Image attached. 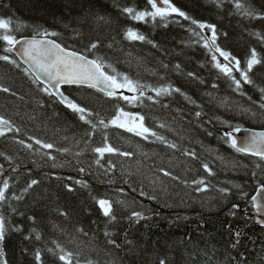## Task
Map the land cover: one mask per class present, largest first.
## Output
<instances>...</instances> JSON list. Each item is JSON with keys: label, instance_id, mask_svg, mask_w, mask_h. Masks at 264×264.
<instances>
[{"label": "snow or ice", "instance_id": "snow-or-ice-1", "mask_svg": "<svg viewBox=\"0 0 264 264\" xmlns=\"http://www.w3.org/2000/svg\"><path fill=\"white\" fill-rule=\"evenodd\" d=\"M77 3L82 13L81 21L91 18L97 23L102 22L107 25L112 23L110 17L94 11L93 0H69V5L66 7ZM210 3L220 16L218 20L212 22L190 16L174 0H144L143 7L136 4H121L119 0H115L113 7L118 13V19L123 17L125 26L119 28L116 35L110 38L100 39L90 36L87 38V43L83 44H81L85 39L83 22H78V26L75 27L64 25V32L70 30L71 36H65L60 31L40 25L35 26L25 35L18 26L13 27L10 15H0V62L19 71L29 80V86L36 93L32 98L35 105L33 112L39 110L41 114L46 113L49 108L55 106L60 109L55 111L56 121H59L62 115L70 117L80 128L78 139L73 137L69 140V137L65 136L63 139L67 146L57 145L54 140L46 136L22 133L23 117L20 116L19 111L0 112V139L5 141V147L0 149V264H12L6 248L13 234H19L22 238V246L19 250L20 264L24 262L26 264H101L99 259L83 258L79 252L72 250L58 239L45 238L46 231L71 235L66 232L62 224L52 218V213L54 212L57 218L70 220L76 212L71 204V199L79 195L76 186L87 188V181L73 180L68 176L67 182H64L63 177L51 172L46 173L48 179L62 181L60 191L53 200L52 195L43 188L44 177L41 173L34 172L31 167L20 163L21 151L39 156L44 161H52L53 168L57 166L55 164L57 155H73L76 160L75 170L79 174H87L92 164L86 168L80 157L82 151L90 149L94 157L93 163L97 168L103 169L105 175L115 176L117 169H123V165L118 164L112 157L131 160L140 150L139 145L135 149L131 146L122 148L111 142L109 130L123 129L144 142H158L165 150L172 153L179 152L186 159L200 163L206 176L192 179L191 185L197 193L210 190L212 186L207 177L215 175L213 166L208 161L201 160L194 147H183L177 139H170L163 134L162 130H171L169 123H157L153 120V125H149L147 123L149 117L140 110L146 104L151 106L149 110L156 106L165 110L172 109L175 98L179 97L193 106L191 115L196 120L203 121L206 115L203 112L204 105L198 103L200 97L194 98L195 93L189 95V91L194 87L208 86L205 77L201 74L204 68H208L209 74L213 70H218L216 80L223 76L232 91L247 98L251 107L242 109V115L264 118V0H210ZM4 7L10 8V5ZM232 18H238L242 30L253 38V42L242 56L226 50V43L225 46H221L233 34L224 27L223 21ZM128 21L151 24L152 30L142 32L139 28L128 24ZM182 22H188V28L185 30L189 33V42L185 43L182 40L181 48L202 45L210 54L207 63L199 66L200 70L195 68L189 70L190 61L179 59L184 55L183 51L177 53L174 48L168 47L172 42L167 36L170 23H178L183 27ZM157 30L163 35L156 34ZM125 42L129 45L138 43L141 48L146 46L152 53H159V57L152 55L154 67L149 70L152 82H147L139 73L132 74L130 71L118 70L121 60L115 58L117 53L123 56V62L128 64L129 68L133 59H136L138 64L143 62V58L133 57L131 49L122 46ZM78 44L81 46L77 47ZM218 87L216 82L211 84L213 90ZM246 87L254 89V94H259L258 99L253 100L245 91ZM81 90L83 93L77 95L76 93ZM0 93L24 101V96L18 95L13 87L6 85L3 78H0ZM97 93L103 94L115 104L111 113L104 114L102 106L100 108L94 106L93 95ZM204 95L209 97L210 101L218 99L213 97L212 92H206ZM219 102L226 104V98ZM129 106L136 110H128ZM174 112L172 123H176L179 116L181 121L191 124V119H185L186 114L182 108L177 107ZM28 119L37 120L40 119V115H29ZM216 119L219 121L218 117ZM234 119L235 117H232L230 120L219 121L229 129L223 132L221 139L237 153L257 158L252 164L251 171L252 178L257 180L256 195L251 197V202L258 214L257 222L264 226V218L259 215L264 212V202L260 200L264 195V179H258L256 171L264 173V131L252 132L249 136L238 138L236 134L241 133L243 129L239 124H232L231 120ZM51 120L52 117H49V122ZM43 122L41 120V123ZM207 123L212 124L213 121L208 120ZM199 127L208 136L213 135V131L204 128L203 124ZM97 136L100 137L98 144L95 142ZM182 139L183 137H180V140ZM9 145L14 147H8ZM73 148H80L81 151L73 152ZM21 171L27 172L23 181L19 175ZM122 175L125 177L124 184L133 192L138 191L140 197L153 201L158 200L155 184L161 176L182 183L186 187L189 185L187 179L181 180L180 176L174 175L171 169L163 166L156 169L153 178L149 181L152 185L151 193L145 190L143 180L148 177L144 173L138 170L135 173L122 172ZM33 176L39 178H32ZM137 181H139L138 188L134 186ZM109 183L114 185L115 181ZM217 190L225 197L230 193L228 187H220ZM115 191L123 194L125 187L116 186ZM242 195L247 194L242 193ZM92 199L107 221L103 232L105 247L113 250L106 252L109 259L104 260L103 264H123V259L114 254L121 250H124L132 264H135L137 245L129 239L128 229L123 230L122 241L120 231L113 232L109 229L117 228L122 221H126L128 228L131 229L134 224L149 218L145 215L148 209H144L142 205L140 210L135 207L129 209L126 200L113 199L110 196H96ZM21 205L25 207L21 208ZM231 207L237 210L240 206L233 203ZM118 208L127 211L128 214L121 215ZM231 215L235 216L236 212L232 211ZM15 217L23 218L24 223H14ZM227 230L230 235L227 249L229 254L223 261H216V264H247L244 253L240 252L243 238L241 231L233 230L231 225ZM76 232L84 236L88 235L83 228H77ZM74 239L75 237H72L68 243H72ZM232 251L237 253L239 259L230 255ZM212 252L215 255L214 248ZM202 254L208 255L207 251H202ZM208 260L211 261L212 256H208ZM159 264H169V257L160 258Z\"/></svg>", "mask_w": 264, "mask_h": 264}, {"label": "trees", "instance_id": "trees-1", "mask_svg": "<svg viewBox=\"0 0 264 264\" xmlns=\"http://www.w3.org/2000/svg\"><path fill=\"white\" fill-rule=\"evenodd\" d=\"M121 4H136L139 7L144 6V0H119ZM178 6L184 8L190 16L196 19H207L209 22L218 20L219 14L210 0H174ZM115 0H93L94 11L100 15L110 17L112 23L110 25L102 22L97 23L89 18L87 21H81L82 13L79 4L69 5V0H0V15L7 14L12 17L13 27H19L20 31L25 35L31 30L40 25L64 33L65 36H71L69 30L64 32V25L69 24L70 27L78 26V22H83V33L85 39L81 44L87 43L88 37H99L107 39L116 35L119 28L124 27L123 17L118 19V13L113 7ZM4 5H10V8H5ZM183 27L178 23H170L167 30L169 48H174L177 53L183 51L184 55L179 59L189 62L188 69L200 70V65L207 63L210 59V54L203 46H195L192 48H181L180 44L183 40L188 43L189 33L185 30L188 28V22H182ZM128 24L139 28L142 32L152 30L151 24L135 23L128 21ZM224 27L232 32L231 38L222 43V47L227 45L226 50H230L234 55L242 56L246 48L253 42V38L249 37L238 23V18L224 19ZM156 34L163 35L160 30ZM119 39V37H117ZM80 47L81 45H76ZM125 49H131L132 56L143 58L142 63H137L136 59L131 62V68L123 62V56L117 53V57L121 60L119 71H130L132 74L139 73L147 82H152L149 70L154 67L152 55L159 57V53H152L148 47H143L137 43L122 45ZM222 59V58H221ZM175 62V60L173 61ZM218 70H213L209 74L208 68H204L201 74L205 77L207 87L200 86L189 91V95L195 93L194 98L200 97L198 103L204 105L203 112L206 113L203 121H198L191 115L193 106L187 104L183 98H175V103L172 109H161L159 106L150 109V105L143 106L140 110L145 113L149 120L147 123L153 125V120L166 122L170 124L171 130H162L163 134L170 139H177L183 147H194L199 153L201 160H206L213 166L215 175L207 177L208 182L212 186L210 190L203 193L194 191L191 185V180L206 176L200 163L191 161L183 157L179 152L172 153L162 148L158 142H144L134 134L128 133L123 129L112 128L109 130L111 142L116 146L133 149L137 145L140 150L136 157L131 160H124L113 156L112 159L118 164L123 165V169L118 168L116 175H105L103 169H98L93 163L94 157L90 149L82 151L80 159L87 168L89 164L92 167L87 174H79L76 170V160L73 155H57L55 168L52 167V161L41 160L39 156H34L21 151L20 163L31 167L34 172L41 173L44 177L43 188L47 190L53 200L56 194L60 191L62 181L56 179H48L46 173H54L64 178L67 182V177L71 176L73 180L82 179L87 181L88 187L82 188L77 185L79 195L71 199L72 206L76 212L71 216L70 220L57 218L55 213H52V218L57 223L62 224L67 233L71 235H63L60 232L51 233L45 232V238L58 239L61 243L66 244L69 248L80 253L85 258L99 259L101 264L109 257L106 252L113 250L105 247V239L103 232L105 230L106 219L98 210L92 197L110 196L113 199L126 200L127 207L137 208L140 210L142 205L144 209H148L145 215L149 217L147 220H142L138 224H134L131 229L128 228L126 221L117 228H111L110 231H120V240H123L122 232L124 229L129 231V239L133 240L137 247L135 248V264H159V259L169 257V264H216V261H223L229 253L230 235L228 226L231 225L233 230L239 229L242 233V241L240 252L244 253L247 259V264H264V227L250 219L252 213L251 197L257 187V180L251 176L252 164L257 158L237 153L229 144L224 143L221 139L223 132L229 130L226 125L219 121L231 120L233 125L239 124L241 127L264 129V118H253L250 115H242V109L249 108L247 98L239 93L232 91L223 76L216 80ZM0 78L3 82L13 87L18 95L24 96V101L13 98L7 94L0 93V112L15 113L19 111L23 117L21 123V132L28 135L37 134L46 136L50 140H54L57 145H65L64 137L79 138L80 128L70 117L61 116L59 121L55 120V111H60L59 108H49L46 113H40L39 110L33 112L35 108L32 98L36 95L34 90L29 86V80L25 78L19 71L0 62ZM216 82L219 87L216 90L211 88V84ZM245 91L251 95L253 100L258 99L259 94L251 87H246ZM212 92L213 97L218 99L209 100V97L204 93ZM83 90L77 92L81 95ZM226 98V104L219 101ZM94 106L100 108L104 114L111 113L115 104L109 101L103 94L97 93L93 95ZM180 107L186 114L185 119H191V124L181 121L177 116V122L172 123L171 118L175 115L174 109ZM128 110L135 111V108L129 106ZM199 110V109H196ZM29 115H40V119L29 120ZM49 117H52L49 122ZM219 118L217 121L216 118ZM41 120L44 122L41 123ZM212 120V124L207 121ZM67 121V123H65ZM20 122V121H18ZM209 131H213L212 136H208L199 125ZM179 134V135H178ZM180 137H183L180 140ZM100 141V137H96V144ZM5 147V141L0 139V149ZM8 147H14L9 145ZM81 151L80 148H73V152ZM147 154L146 156L144 154ZM35 161V163H33ZM64 165V167H60ZM171 169L174 175L181 177V180L187 179L189 185L171 180L168 177L161 176L155 184V192L158 200H149L146 197H140L137 192H133L131 188L124 184V176L122 172H137L138 170L148 179H144L145 190L152 192L150 179L153 178L156 169L159 167ZM257 171L258 179H264V173ZM21 181L27 175L26 171L19 173ZM32 178H39L33 176ZM115 181L114 185L109 182ZM239 185V187H236ZM116 186L125 187V192L119 194L115 191ZM138 188L139 181L136 185ZM228 187L230 193L225 197L218 192V188ZM246 193L247 195H242ZM135 201V204H133ZM31 200L29 199V204ZM239 204V209L233 210L232 204ZM25 205H21L24 208ZM54 207V205H53ZM83 208V211H81ZM235 211L236 215H231ZM121 215H127V211H122L118 208ZM158 213V215H157ZM95 221L96 223H93ZM14 223H24L23 218L15 217ZM77 228H83L88 235L84 236L76 232ZM75 237L72 243L68 241ZM190 238V240H189ZM22 246V238L19 234H13L8 242L6 252L8 253L12 264H20L21 258L19 255L20 247ZM215 249L213 255L212 249ZM202 251H207V256L202 254ZM123 259V264H132L129 257L125 255V251L121 250L114 253ZM231 256H237L235 251L230 252ZM208 256H212V260H208ZM26 264V262H24Z\"/></svg>", "mask_w": 264, "mask_h": 264}, {"label": "water", "instance_id": "water-1", "mask_svg": "<svg viewBox=\"0 0 264 264\" xmlns=\"http://www.w3.org/2000/svg\"><path fill=\"white\" fill-rule=\"evenodd\" d=\"M243 129V131L241 132V133H237L236 135H237V137L238 138H243V137H246V136H249L252 132H259V131H264V129H257V128H249V127H243L242 128ZM250 156V155H249ZM253 195H256V190H255V192H254V194ZM252 195V196H253ZM260 200H261V202H264V195H262L261 197H260ZM257 212H256V209L254 208V206H253V204H252V214H251V216H250V219L251 220H253V221H255L256 223H258L257 222ZM260 217L261 218H264V212H261L260 214ZM259 224V223H258ZM260 225V224H259ZM261 226V225H260ZM261 227H264V226H261Z\"/></svg>", "mask_w": 264, "mask_h": 264}]
</instances>
